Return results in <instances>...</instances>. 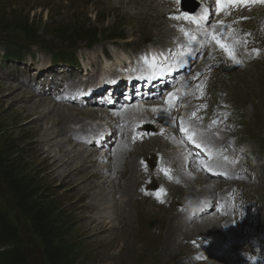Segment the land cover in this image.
<instances>
[{
	"label": "rangeland",
	"instance_id": "rangeland-1",
	"mask_svg": "<svg viewBox=\"0 0 264 264\" xmlns=\"http://www.w3.org/2000/svg\"><path fill=\"white\" fill-rule=\"evenodd\" d=\"M162 1L157 3L154 0H0V54L8 49V45H11L14 51L21 47L29 48L35 52V62L38 64L37 67L32 65L33 61L29 58V65L27 64L30 66L29 70L19 75L15 70L21 69L22 65L16 66L15 61L0 60V82L12 84L17 90L16 93L7 95L4 98L5 102L0 104V218L15 234L9 242L2 245L0 252L19 253L24 264H53L48 254V246L32 220L34 214L50 210V224L53 226L50 229L56 228L60 235H63L64 245L70 249L71 259L75 260V264H177L178 257L186 254L187 246L175 247L172 244L173 238L179 236V232L185 233L184 227L178 226L180 223L172 228L175 205L197 197L204 186L218 189L220 187L222 190L225 184L196 179L193 184L188 183L189 185L184 188L171 189L169 197L171 208L161 206L156 199L153 201L146 198L140 191L141 185L146 182L151 186L153 179L158 176L153 173L151 177H145L140 171L142 161L148 162L152 168L159 157L164 154L172 156L174 153L171 146L156 138L146 140L147 144L142 148H139V145L131 146L128 152L132 157L118 160L116 158L113 164H117V169L116 173H113L114 179L117 180L106 179L110 174L109 170L101 169L96 163L95 155L90 153L91 150L88 152L70 142L68 134L72 126L82 119L99 120L110 126L114 121L111 113L81 108L73 103L72 105L56 103L36 91L39 88L45 90L49 83L51 86L58 83L59 86L54 87L53 94L60 93L62 98L65 96L68 98L69 94L82 88L77 86L79 83L76 85L80 78L70 76L68 73L60 75L59 70L54 73L52 70L39 73L37 70L39 66L50 63V55L46 54L44 49L64 52L68 50L69 44L76 43L77 47L73 50L79 51L91 62L98 63L97 60L101 59L100 56L97 58L96 54H100L107 46L113 44L120 46L127 42L136 47L143 38L166 36L168 28L164 21V10L169 4L167 2L160 4ZM249 10L239 11L244 13L242 15L217 19L215 24L217 25L220 20L222 23H233L239 32L251 34L264 24V4ZM122 38L125 40H121ZM92 39L96 40L97 45L87 53V46ZM108 48L113 53V49ZM38 49L42 52L39 53ZM119 52L116 51L117 54ZM218 54L213 52V48L210 49L206 61ZM253 61L244 67L230 66L226 63L215 70L212 74L211 94L208 95L213 98L219 94H227L230 100L245 106L244 110L250 113L245 133L264 142V58L254 63ZM52 74L59 76L55 77ZM12 77H17V80H12ZM63 82L65 84L62 86ZM32 83L37 85L32 86ZM23 91L30 97V101H18L14 108L9 109L13 98ZM38 99H46L49 102L43 108L45 111H48L49 106L57 104L65 109L70 108L71 112L76 114L71 115L72 118L68 121L61 119L57 129H53V132L50 130L48 132L50 136L45 138L38 126L44 124L48 115L46 117L43 115L39 119L35 115L25 121L16 117L14 112V109L32 105ZM211 101L212 99L210 103ZM157 107L155 105L144 110L145 116L142 121L157 119L154 118L159 115ZM161 118L160 122H163L164 116ZM34 119L35 121L31 122ZM130 121L138 119L132 118ZM206 121L213 125L217 120L210 115ZM132 126L133 124L128 129ZM54 142H60V147L53 148V152L76 147L90 154L89 158L92 161L89 159L79 173L73 172L67 176L63 174L64 168L73 169L80 157L75 156L67 166L55 170V166L52 165L53 159H45L49 153L46 151ZM42 148L43 153L39 152ZM94 170L101 176L104 172L108 173L104 178L88 179L86 176ZM126 170H129V173L124 180L121 175ZM130 179L134 180L135 187L132 185L129 194L121 193L127 189V182ZM19 185L28 187L27 198L33 193L34 196L28 201L25 198L23 200L18 194ZM251 186L249 185L248 189ZM255 194V198H263L264 202V181L258 186ZM96 196H101L107 201L95 203L93 198ZM247 197L251 198L248 191ZM114 205L125 208L126 212L122 214L120 208L113 209ZM196 223L197 221L193 222L192 227L187 230L185 239L210 235L214 231L213 227L204 229L196 227ZM152 226L157 227L155 233L151 231Z\"/></svg>",
	"mask_w": 264,
	"mask_h": 264
},
{
	"label": "bare ground",
	"instance_id": "bare-ground-1",
	"mask_svg": "<svg viewBox=\"0 0 264 264\" xmlns=\"http://www.w3.org/2000/svg\"><path fill=\"white\" fill-rule=\"evenodd\" d=\"M106 1V0H105ZM161 1V0H160ZM141 2V1H140ZM167 1L166 0H163L160 4H165ZM126 3V2H125ZM133 3V2H132ZM157 8V7H156ZM241 11V10H240ZM250 11V10H249ZM244 13H233L234 16H238V15H242ZM262 14V13H261ZM145 20V19H144ZM153 20V19H152ZM156 21V20H155ZM144 23V22H143ZM189 38H186L185 40L188 41ZM113 66V65H112ZM16 88H14L12 86V84H8L7 82H0V104L2 105L5 100L4 98L9 95V94H14L16 93ZM18 101H25V102H29L30 101V97L26 94V92H22V93H19L17 94L14 98H13V101L12 103L10 104L9 106V109H12L14 108V106L16 105V103ZM27 104V103H26ZM29 104V103H28ZM49 102L46 100V99H38L36 100V102H33L32 105H25V106H20L17 110L14 109V112H15V116L20 118V119H23L25 121L29 120L30 118L34 117L35 115H37L38 119L39 117L45 115V117L48 115V117L45 119L46 121L44 122V124H41L39 125V129H41V133L42 135L47 138L49 137L50 135H48V132L50 130H52L53 132V129H57V126L59 124H61L60 120L61 119H64L66 121H68V119H71V115H74L76 113H72L70 108H63L61 107L60 105H57L55 104L53 107H50L49 106V109L47 108L48 111H45L43 108L44 106L48 105ZM149 108H152L151 105H142V106H134L130 109H126V112H124V116H126L127 118H140L141 120L144 119V114H143V111L146 110V109H149ZM155 108V107H153ZM157 114H162L161 116H164V118L166 117V115L164 113H162L160 111V107H157ZM79 110V109H78ZM81 112V111H80ZM52 115V116H51ZM82 117V116H81ZM87 117V116H86ZM163 118V119H164ZM42 119V118H40ZM63 120V121H64ZM92 120V119H91ZM34 120H31V122H34ZM79 121V120H78ZM163 122H167V119H164ZM124 123V125L126 126V121L122 122ZM70 124V123H69ZM34 128V127H33ZM35 129V128H34ZM38 131V130H37ZM63 131V130H62ZM115 131V129L113 130V132ZM41 135V136H42ZM53 135V134H52ZM51 135V136H52ZM61 136V135H60ZM40 137V136H39ZM60 141V140H59ZM151 141V140H150ZM51 142V141H50ZM56 142V141H55ZM52 143L50 145V147L48 148V150L46 152H49L48 155L45 156V159H53V162H52V165L55 166V170H59L60 168H63L64 166H67V164L72 161V159H75V156H79L80 157V160H78L79 162L77 163V165L73 168V169H68V168H64L65 169V172H63V174H66L67 176H69L70 174H73V172H80L81 171V168L83 166L86 165V162L90 159L89 158V155L90 154H86V152H83L82 149H76V147H74L73 149L71 148L69 150L68 149H61L59 150L58 152H53V148H58L60 147V142L59 143ZM149 142V141H148ZM38 143V142H37ZM64 145V143H62ZM147 144V142L145 143H142L139 145V148H142V147H145ZM135 149V148H134ZM43 148L39 150V152H42L43 153ZM57 150V149H56ZM136 150V149H135ZM174 151L176 152V150L174 149ZM178 152L179 150H177V155L175 157L178 156ZM94 156V155H93ZM129 157H132V154L128 152V149H124L122 150L118 155H117V160L118 158H124V159H127ZM77 158V157H76ZM112 158V157H111ZM91 160V159H90ZM113 160V159H112ZM92 161V160H91ZM90 161V163H91ZM114 161V160H113ZM72 163V162H71ZM89 163V162H88ZM116 163V162H115ZM122 164V162H120ZM101 169H107L109 170V176H106V179H111L112 181H116L117 179H114V173L115 172V169H117V164H112L110 166H100ZM67 169V170H66ZM141 171V170H140ZM108 172V171H107ZM112 172V173H111ZM137 172V171H135ZM62 173V172H61ZM69 173V174H68ZM116 173V172H115ZM129 173V170H126L125 172H122V175L121 177L124 179L126 177V175ZM120 174V173H119ZM62 175V174H61ZM135 176V175H134ZM138 176V175H137ZM88 179H91V178H96V177H102L104 178L105 176L101 174H99L98 171L94 170V171H91L90 173H88V175L86 176ZM117 177V176H116ZM137 178V177H136ZM103 180V179H102ZM125 180V179H124ZM133 181L132 179H130V181L128 180L127 182V189L125 191L122 190L121 193L123 194H129V190L130 188H132V185L133 187L134 184H133ZM118 182V181H117ZM122 182V181H121ZM191 182V181H189ZM105 184V183H104ZM211 184V183H210ZM122 185V184H121ZM204 185V184H203ZM116 187V186H115ZM113 189V188H112ZM115 190V189H114ZM110 191V190H109ZM117 192V191H116ZM133 192V191H131ZM100 194V193H99ZM102 194V193H101ZM118 194V193H117ZM135 194V193H134ZM103 195V194H102ZM105 195V194H104ZM114 196V195H113ZM112 196V197H113ZM109 198V196H108ZM94 199V202L95 203H98V204H101V203H104L106 202L107 200H105L104 198H102L101 196H96L93 198ZM128 203V202H127ZM125 203V204H127ZM119 205V204H118ZM118 205H114L112 208L114 209L115 207H117ZM128 206V204L126 205ZM117 208H120V212H122V214H124L126 212V209L125 208H121V207H117ZM119 210V209H118ZM217 222L215 221H212L211 219H203L202 221L196 223V227H199V228H206V227H209V226H216ZM180 228H182L183 226L180 224L178 225ZM211 229V228H210ZM221 263V260H218L215 262V264H220Z\"/></svg>",
	"mask_w": 264,
	"mask_h": 264
},
{
	"label": "trees",
	"instance_id": "trees-1",
	"mask_svg": "<svg viewBox=\"0 0 264 264\" xmlns=\"http://www.w3.org/2000/svg\"><path fill=\"white\" fill-rule=\"evenodd\" d=\"M122 37V36H121ZM117 38V37H116ZM96 40L94 39L90 40L89 46H93L95 44ZM7 46V45H6ZM8 51L6 57H13V58H21V52L23 50H27L25 47L19 48L17 51L12 50L11 45H8ZM77 45L76 43L74 44H69L68 45V52L66 53H71V49L73 50L76 48ZM65 55V53L63 54ZM19 190V195L20 197L26 201L31 199V197L34 196V193L29 195L27 198V193L29 191L28 187H20L18 186ZM32 220L35 222L36 226L39 229V232L44 238V241L46 242L48 249H49V257L52 261L53 264H75V260L71 259L72 255L70 253V249L64 245V241L62 240L63 235H60L59 230L55 229H50V227H53L50 224V210L47 211H41L40 213L38 212L37 214H34L32 216ZM14 232L12 231V228L3 220L0 218V248L2 247L3 244L6 242H9L13 237H14ZM57 242V243H56ZM0 264H24V261L21 257V255L18 253H13V252H0Z\"/></svg>",
	"mask_w": 264,
	"mask_h": 264
},
{
	"label": "snow or ice",
	"instance_id": "snow-or-ice-1",
	"mask_svg": "<svg viewBox=\"0 0 264 264\" xmlns=\"http://www.w3.org/2000/svg\"><path fill=\"white\" fill-rule=\"evenodd\" d=\"M241 2L247 4L249 2V0H241ZM251 2H264V0H251ZM213 39H216V37L214 35H213ZM221 47L224 48L225 51L228 52V55L230 58L235 59L234 52L232 50H230L227 45L222 44ZM161 202H163V201H161Z\"/></svg>",
	"mask_w": 264,
	"mask_h": 264
}]
</instances>
